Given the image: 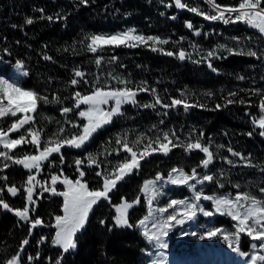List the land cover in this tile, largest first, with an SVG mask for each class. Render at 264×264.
Masks as SVG:
<instances>
[{"label":"trees","instance_id":"16d2710c","mask_svg":"<svg viewBox=\"0 0 264 264\" xmlns=\"http://www.w3.org/2000/svg\"><path fill=\"white\" fill-rule=\"evenodd\" d=\"M240 2L215 0L221 6H238ZM181 3L186 7H177L175 0H0V52L4 61L8 66L18 61L23 65L28 73L22 83L24 89L35 90L49 101H60L39 102L32 113L31 125L40 132L41 140L71 138L81 132L85 119L79 117V110L84 105L75 107L74 94L88 95L95 87L105 88V67L137 85L132 88L136 103L123 104L121 114L100 127L87 144L81 148L64 145L60 153L52 154L56 170L74 179L78 173L75 161L80 159L89 189L102 190L103 177L96 173H103L105 166L113 171L130 159L123 143L133 147L138 157L149 143L153 148L158 147L157 139L166 143L165 133L179 145H169L168 154L152 152L140 160L138 169L118 181L109 199L93 206L85 227L74 238L76 248L67 253L52 244L55 216L62 214V196L52 194L38 200L28 221L0 206V264L18 253L20 264H56L58 259L60 264H144L148 246L134 226L115 225L114 208L139 198V203L128 210L129 221L135 225L146 213L141 192L144 181L157 173L165 177L172 168L210 172L214 180L206 187L209 193L247 192L264 201V192L260 191L264 188V136L254 123L262 114L259 105L264 99V35L241 21L206 19L205 15L215 14L207 0ZM27 19L33 23L27 24ZM128 26L144 37L167 43L150 40L135 47L111 46L96 53L88 50L91 36L116 33ZM210 51H214L211 57L204 55ZM249 51L257 56L237 54ZM76 71L84 76L77 77ZM73 79L79 83L72 85ZM157 98L161 103H156ZM174 99L190 107L171 106ZM65 107L73 111L63 115ZM197 141L213 154L207 168L201 163L207 158L205 153L186 150L187 144ZM89 154L96 157V165L87 163ZM2 174L1 198L12 209L23 210L26 193L12 197L8 188L16 186L11 180L18 187L26 186L27 170L14 163ZM36 218L43 224L31 228ZM25 239L29 240L27 245L22 244Z\"/></svg>","mask_w":264,"mask_h":264},{"label":"snow or ice","instance_id":"6c2138e0","mask_svg":"<svg viewBox=\"0 0 264 264\" xmlns=\"http://www.w3.org/2000/svg\"><path fill=\"white\" fill-rule=\"evenodd\" d=\"M83 3H87V0H82ZM210 7L214 10V15H205L206 19L210 20H222L224 23H235L241 21L246 25L252 27L253 29L258 30V32L264 35V0H241L238 6H221L215 3V0H207ZM176 6L179 8L186 7L185 4L181 3V0H175ZM193 12H198V9H190ZM229 15L226 17L225 13ZM235 13L233 18L232 14ZM203 14V13H200ZM49 20L52 17H48ZM27 24H32V19L26 20ZM191 27V25H189ZM135 29H129L123 33H117L116 35L103 36V35H93L90 37V43H88L87 48L89 51L96 53L98 50L103 51L104 45H115V46H128L135 47L137 43H146L151 40L158 43H167V41H160L155 37H144L141 35H134ZM155 50V49H153ZM229 52L232 50L229 49ZM168 55H173L169 52ZM237 54H246L249 56L256 57L257 53L254 51H249L247 53H237ZM213 55L209 53V56ZM180 58L184 59V52L180 53ZM45 59H50V57H45ZM114 59V58H113ZM97 64L100 63V59H97ZM211 68L212 65L209 64ZM23 68V65L18 61L17 70L20 71ZM213 71L215 69L213 68ZM21 76H27V72L20 71ZM75 75L77 77H83L84 73L81 71H76ZM240 79H244L240 77ZM86 82V81H85ZM79 81L73 79L71 81L72 85H77ZM120 83H126L125 81H120ZM142 91H147L146 88L140 89ZM154 91V90H153ZM258 94V93H257ZM135 95L136 92L129 88H113L105 90L101 87H95L94 90L88 95H82L80 92L74 94L75 107L79 108L82 104L86 105L87 108L79 112V116L85 118L87 123L82 126V131L76 135H73L71 138H59L52 139L48 141L42 150H40V132L29 127L28 134L31 136V140H28L24 135H21L18 139H10L9 133L18 132L25 125H31L33 121V116L30 113H35L37 111L38 103L43 102L44 104L48 103H59L58 98H54L53 101H49L46 96L40 95L35 90H26L22 85L13 80L9 82L8 79L0 77V118L5 117H17L18 113H23L24 115L13 122L7 130L0 128V144L3 145L4 149L9 151L17 148V146L23 145L25 143H31L36 146L38 155H24L21 158H13V156L8 155L7 152H0V156L4 157L7 160L13 161L17 165H22L24 169L31 171L36 169L40 171L42 162L48 160V158L53 153H60L61 148L64 145H68L75 148H81L85 143L92 137V135L103 125L108 124L112 121V118L116 115L121 114V106L125 103L135 104ZM231 95H236L232 93ZM20 97L30 98L27 102H20ZM6 101V103H5ZM110 101L114 102V106L109 110L105 111L102 108V105H108ZM234 101H229L233 103ZM156 103L159 104L161 101L157 98ZM243 103V101H241ZM184 104L185 109L190 107V105L184 103L180 99H174L171 106ZM150 105H145L149 107ZM164 107H169V105H164ZM261 116L254 123L262 129L260 132L261 136H264V99L261 100L260 105ZM73 111L70 108H63L62 114L66 115L69 112ZM77 127V125H73ZM60 132H63V129H60ZM173 136L175 133L172 134ZM251 135V133H249ZM59 136V133H57ZM163 140L166 143H161L159 139L155 141L158 145L157 148L152 147V143H149L145 148L140 152L138 157L137 151L133 150V147H130L128 143H123V150L130 155V159H125L124 162L118 164V166L113 169L111 173H101L97 172L98 177H103V189H93L90 190L88 183L84 180L85 172L80 169V166L84 161L77 159L75 161L76 170L79 173V177L75 180L69 179L64 176L63 179L60 176L53 174L51 176V186L43 187V191H51L54 195H59L63 197L62 212L63 215L55 216V224L53 227L56 229L55 236L52 239V244L62 248L63 252L67 253L71 249L76 248V243L74 237L76 234L82 230L89 217V213L92 211L93 206L96 205L102 199L108 200L109 193L113 188L116 187L118 181H121L125 178L126 175L131 174L134 169L140 167V160L144 159L146 156L150 155L152 152L160 151L164 154H168L171 151L169 145L172 147H177L179 145L173 144L172 140L169 139V134L165 133ZM117 144L121 143L120 139L116 140ZM140 141L137 140L136 144H139ZM199 149L206 154L207 158L204 159L201 163L202 166L207 168L208 165L213 160V154L209 151L208 147H203L199 141L195 143H189L186 145V150ZM235 156H241L240 153L233 152L231 148L228 149ZM241 159L243 157L241 156ZM64 157L60 156V161L63 163ZM87 163L89 166L96 165L97 159L93 154H89L87 157ZM229 164L232 163L231 160L228 161ZM5 168L8 167L7 164L4 165ZM175 174V175H174ZM61 175L63 173L61 172ZM198 173L196 169H192L191 174L185 173L183 169L172 168L168 173L167 182L173 185H187L189 188L195 190L196 184H203L205 181L211 182L214 180L212 175H203L201 179H197ZM35 177L29 175L27 178V187L25 191L27 193V201L33 203V181ZM59 181L60 184L64 186L63 191H57L56 184ZM164 181L162 174L157 173L154 180H145L141 192L145 193L147 197L148 204V215L144 216L138 221L135 227L142 230V235L144 238L158 249H167L168 244L166 238L169 235V232L178 225H183L188 221L194 220L198 214H202L205 217H211L215 213L220 215H227L235 224V231L228 233L223 231L220 228H212L206 232L205 235H200V239L203 240L213 239L218 236H223L225 241H229L230 237L234 238L235 242L238 244L240 241V234L246 233L253 241H259V245L253 243L251 246L253 249H256L258 246L261 249H264V201L258 199L256 196L251 195L250 193H237L234 198H230L228 195L221 196H212L204 195L202 190L196 191L194 199L189 200H177L171 199L165 206L158 207L155 211L152 208L153 202L156 201L157 197L161 195L160 188L163 187V184L160 187H157V182ZM190 181H196V184H190ZM36 183H40L36 181ZM223 187V185H221ZM238 187V186H237ZM2 191V190H0ZM19 189L15 186L9 187L8 192L13 196L17 195ZM261 192H264V188L260 189ZM212 201L214 205V212L205 210L204 207L199 203L201 200ZM247 202V203H244ZM139 203V198L135 201L129 203L127 201L122 202L116 207V217L115 225L116 226H126L132 228L134 225L130 223L128 218V210L133 208L134 205ZM0 206L8 211H13L17 217L21 220H29V208L25 207L23 210L12 209L9 204L5 203L2 198H0ZM171 210V211H170ZM166 214V215H165ZM151 220V225L149 226L148 221ZM104 223V221H101ZM43 221L39 218L31 221V228H35L38 225H42ZM31 228L29 230V235H31ZM192 235H196L195 232ZM43 242V239L42 241ZM29 243L28 239H25L22 244L27 245ZM229 246L232 247V243H229ZM23 247L21 251H23ZM233 251L240 252L238 247H233ZM151 255V254H150ZM159 257H164V252L158 253ZM241 256L247 255L245 252H240ZM21 257L19 253L16 256H13L11 259L7 260L5 264H20ZM32 257H29L31 260ZM252 264H257V262H262L264 264V255H252L251 256ZM56 264H60V260L56 261ZM152 264H165V259H154Z\"/></svg>","mask_w":264,"mask_h":264},{"label":"rangeland","instance_id":"374dc122","mask_svg":"<svg viewBox=\"0 0 264 264\" xmlns=\"http://www.w3.org/2000/svg\"><path fill=\"white\" fill-rule=\"evenodd\" d=\"M129 29H135V28L132 26H128L127 28L121 31H118L116 33L98 34V35L111 36V35H116L117 33L126 32ZM134 35H141V34L135 31ZM137 44H142V43H137ZM111 46H115V45H104L103 48L105 49ZM254 48L257 49V46H255ZM209 53L214 54V51L207 52L204 55L209 56ZM20 71H23V70L21 69ZM20 71L17 70V65L15 64L8 66L7 63L4 61L3 54L0 52V77L8 79L9 82L16 80L17 82L21 84L25 76H21ZM102 78H103V81L105 82L104 84L105 90H109L113 88L132 89V88L137 87V85L135 84L133 85L132 83L127 82L125 79H122L118 77L117 75H115L114 72L111 69H109V67L104 68V73H103ZM121 80L125 81L126 83H120ZM29 99L30 98L28 97L19 98L20 102H27ZM113 106H114V102L110 101L108 105H102L101 107L104 108L105 111H107ZM86 108L87 106L84 105L82 109L80 110L78 109V110L80 112V111L85 110ZM23 115H24L23 113H18L17 117L9 116L5 118H0V128L7 130L13 122L21 118ZM80 118L83 119L82 117ZM86 123H87V120L85 119L84 124ZM29 127H32L33 129H35V127H33L32 125H25L22 129H20V131L9 133L8 138L18 139L21 135H24L28 140H31V136L28 134ZM50 140L52 139L41 140L40 138V150H42L45 144ZM89 141L90 139L85 144H87ZM0 152H7V154L13 156L14 159L21 158L24 155H38L36 146L31 143H25L23 145L17 146V148L11 151L4 149L3 145L0 144ZM53 154H58V153H53ZM51 156L48 158V160H45L42 162L40 171H37L36 169H32L31 171H29L26 169L28 172V176L33 175L35 177V180L33 181V185H34L33 201L34 202L29 203L27 201V205H26V207L29 208V212H32L38 200L43 199L44 197H49L50 195L53 194L51 191H43V187L51 186V176L55 174L57 176H60L61 179H63V177L65 176L64 174L61 175V172L55 169L57 167V162L53 160ZM5 164L8 165L7 168H10V166L14 163L13 161L7 160L4 157L0 156V180L3 177L2 173L5 169L4 167ZM111 172L112 171L109 170L106 166L104 167L103 173H111ZM185 173L189 175L191 174V172H186V171ZM197 173H198L197 179H201L202 176L205 174L211 175V173L208 171H201ZM78 177H79V173H77V176L72 180H75ZM155 177L149 180H154ZM167 177L168 175L164 177V181L157 182V187H160L161 184H163V187L160 188V192L162 194L159 195L156 201L153 202L152 208L154 211L158 207L165 206L171 199H177V200L184 199V200L191 201L194 199L196 191L202 190L204 195H212V196L228 195L230 198H234L237 194V193H230V192L209 193L207 192V189H206V187L210 184V182L208 181H205L203 184H196V181H190L189 182L190 184H196V188L195 190H193L189 188L187 185H173L171 183H168ZM11 181H12V184H15L16 185L15 187L19 189L17 194H19L20 192L26 193L25 188L28 185L18 187L17 185L19 184L16 181H13V180ZM36 181H39L40 183H36ZM2 188H3V182L0 181V190H2L0 191V198L2 197V193H3ZM56 188H57V191L64 190V186L60 184L59 181L56 184ZM10 195L14 197L11 193ZM143 197H144L145 206H146V214L144 216H146L148 215V204H147V197L145 193ZM199 203L201 204L202 207L205 208V210L214 212V205L212 201H205L202 199ZM244 203H247V202H244ZM114 211H116L115 208H114ZM61 215H63V212ZM137 223L138 221L136 222V224ZM148 223L150 226L151 220H149ZM235 224L236 222L233 221L227 215H220L219 213H215L211 217H205L202 214H198V216L194 220L188 221L184 223L183 225L175 226L169 232V235L166 238V242L168 244L167 249H158L154 247L144 238V236L142 235V230L137 227L135 228L141 233L144 241L148 245V250L145 252V256H144V264H152V261L154 259H165V264H248V260H251L252 255H264V249L259 248V246L256 249H253L251 246L253 243H256L257 245H259V241H253L251 237H249L246 233L240 234V241L238 244L235 242L234 238L232 237H230L229 241H225L222 235L216 238H213V239L205 238L201 240L199 238L200 235H205L206 232L212 228H220L225 232L232 233L235 231ZM193 232H195L196 235H192ZM230 242L232 243V247L229 246ZM233 247H238L240 249V252H245L247 253V255L241 256L240 252L233 251ZM161 251L164 252V257H159L158 253ZM249 262L252 264V261H249ZM257 264H262V262L258 261Z\"/></svg>","mask_w":264,"mask_h":264},{"label":"bare ground","instance_id":"6f19581e","mask_svg":"<svg viewBox=\"0 0 264 264\" xmlns=\"http://www.w3.org/2000/svg\"><path fill=\"white\" fill-rule=\"evenodd\" d=\"M249 261H251V260H248V264H251Z\"/></svg>","mask_w":264,"mask_h":264},{"label":"water","instance_id":"95a60500","mask_svg":"<svg viewBox=\"0 0 264 264\" xmlns=\"http://www.w3.org/2000/svg\"><path fill=\"white\" fill-rule=\"evenodd\" d=\"M30 115H31V113H30Z\"/></svg>","mask_w":264,"mask_h":264}]
</instances>
